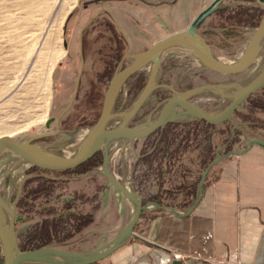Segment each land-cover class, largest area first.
<instances>
[{
    "label": "rangeland",
    "instance_id": "1",
    "mask_svg": "<svg viewBox=\"0 0 264 264\" xmlns=\"http://www.w3.org/2000/svg\"><path fill=\"white\" fill-rule=\"evenodd\" d=\"M82 1L84 0H0V136L7 135L21 141L32 135L50 132L45 123L49 116L57 113L54 108L56 78L65 53V42L74 39L77 29L93 12L92 8L83 10ZM209 1L182 0L168 18L160 17V22L151 21L152 16L145 11L136 22L146 29V37L134 43L132 51H142L159 37L184 27ZM223 4L227 8L208 16L201 26L210 28L207 38L217 57L230 62L235 61L244 51L264 8L258 0H223ZM242 11L253 17L252 22L243 28L231 21L239 19ZM154 24L156 28H150ZM134 25L135 21L132 20V29ZM149 29L152 31L149 32ZM263 67L264 40L258 62L237 75L213 72L195 57L175 51L164 58L156 81L172 85L177 90L206 83L237 82L244 85ZM148 74L149 66H145L127 80L119 92L116 107L120 100L126 99L125 105H130L136 99ZM164 95H167L165 90L151 94L134 121L144 119L159 102L158 97ZM192 100L211 111L219 110L229 102L210 92H202ZM241 112L247 111L245 109ZM249 117L254 125L248 124L249 128L240 125L235 143V135H230L229 140H233V143L230 147L228 145V149L241 148L251 136L264 138V113H251ZM233 118L242 123L237 117ZM114 125L116 123L113 122L112 126ZM222 128L220 125L206 134L204 127L190 122L177 125L174 132L181 135L188 131L190 134L191 130L196 129L198 146L190 151L189 145L181 160L168 167L161 158L162 142L158 136L126 143L118 140L109 148L111 169L119 181L138 193L145 192L148 197H152L163 186L174 189L173 182L163 179L168 175L196 170L193 178L198 181L206 162L215 153V146H222L225 136H228V133L220 135ZM230 131L232 132V127ZM84 134L80 130L70 138L66 134H59L52 141L60 146L61 153V149H64L66 153L73 154L86 137ZM205 136L207 139H203ZM101 163L100 158L94 166L89 165L82 170L51 172L38 168L29 169L26 163L13 158L0 167V194L7 202H16L15 230L21 249L40 244H29V234L38 231L45 221L52 219L58 222L51 231L49 246L73 251L95 248L113 238L124 227L131 216V204L108 183ZM143 212V219L147 223L162 215L154 207ZM69 214H90L93 221L82 231L76 232ZM138 224L134 230L139 228ZM146 227L143 231L148 229ZM144 237L148 238L147 234ZM1 261L0 242V263ZM96 264H107V261L103 259Z\"/></svg>",
    "mask_w": 264,
    "mask_h": 264
},
{
    "label": "water",
    "instance_id": "2",
    "mask_svg": "<svg viewBox=\"0 0 264 264\" xmlns=\"http://www.w3.org/2000/svg\"><path fill=\"white\" fill-rule=\"evenodd\" d=\"M264 8V0H258ZM222 0L210 2L197 12L188 26L183 29L166 34L156 39L145 50L132 54V61L112 77L106 90L102 109L97 121L90 128L84 140L80 143L72 156H60L50 153L32 143L44 137L43 134L32 135L23 141L3 135L0 136V167L13 158L45 171L71 170L90 159L96 152H102V170L108 183L117 189L131 204V216L124 227L110 240L86 251H73L56 246H40L33 249H21L18 245L15 230L16 202H7L0 194V242L2 247L1 264H94L109 256L116 249L126 244L134 233L141 213L149 207L168 211L174 218L188 217L198 204L199 193L204 189V183L210 169L225 156L242 154L253 144L264 147V141L259 138H250L242 150H228V142L216 148L215 158L203 169L196 188L194 203L184 212L177 211L173 206L159 204L153 200H145L142 194L132 190L126 183L119 181L110 166L109 148L118 140L126 143L149 137L158 129L169 123L185 120H202L212 125L225 121L232 122L235 110L245 104L246 98L264 87V67L248 83L242 85L237 82L206 83L177 91L169 84H156L155 75L160 67L163 57L173 51L193 55L207 69L223 74L237 75L247 71L260 56L264 40V11L255 31L248 40L244 51L235 61H224L217 57L205 39L196 32V27L218 8ZM145 66H150V73L145 86L131 105L122 111H113L116 97L124 83L136 72ZM168 88L173 95L164 99L158 114L153 118L156 108L151 111L147 119L141 123L129 126V121L136 115L151 93L159 88ZM210 92L229 100L221 109L211 111L196 104L194 96ZM112 120H119L115 127L107 128ZM233 123V122H232ZM236 125L232 126V137ZM4 153L6 155L4 156Z\"/></svg>",
    "mask_w": 264,
    "mask_h": 264
},
{
    "label": "crops",
    "instance_id": "3",
    "mask_svg": "<svg viewBox=\"0 0 264 264\" xmlns=\"http://www.w3.org/2000/svg\"><path fill=\"white\" fill-rule=\"evenodd\" d=\"M134 3H113L121 24L130 28L131 16L139 19L144 11ZM160 16L168 18L164 12ZM250 138L234 150H242ZM195 171H190V178ZM140 194L151 199L145 192ZM199 195L187 219L174 218L163 209L151 223L140 218L131 239L105 258L107 264H264V147L253 144L242 154L222 158L210 170ZM144 227L148 231H143ZM173 232H185V241L167 238ZM174 253H181L182 258H175Z\"/></svg>",
    "mask_w": 264,
    "mask_h": 264
},
{
    "label": "flooded vegetation",
    "instance_id": "4",
    "mask_svg": "<svg viewBox=\"0 0 264 264\" xmlns=\"http://www.w3.org/2000/svg\"><path fill=\"white\" fill-rule=\"evenodd\" d=\"M132 1L136 2L134 3V6L139 5L143 8V13L145 11L150 13L152 16L151 21L160 22V13L165 11L169 15L176 9L182 0ZM114 2H129V0H84L81 3L83 10L92 8L93 12L91 16L88 17L87 20L77 29L74 39L65 42V53L62 61L60 62L61 64L58 66V76L56 78L57 86L55 89L56 94L54 98V108L57 113L49 116L46 120L45 127L48 130L50 129V132L43 134L45 135L44 137L32 141V143L50 153L60 156H71L74 154L66 153L64 149H61L63 151V153H61L60 146L54 144L52 139L59 134H66L68 138H70L78 130L84 131V136H86L100 115L103 99L112 77L116 72L121 71L132 61L131 55L137 53L132 51L134 43H137L141 40V38L146 37V29L137 25L136 21H138V19L131 16L129 12H127L126 15L128 17L131 16V18L135 21L133 29H131L132 27L130 28L129 26L121 24L113 7ZM129 5H131V3H129ZM220 6L222 7L218 9V11H222L227 8V5L223 4V2L220 3ZM189 23L190 21L180 29L185 28ZM202 23L203 21L196 27V32L205 39L207 44L210 45L212 49V46L207 38V35L210 34V28L202 27ZM152 27L156 28V24L150 28ZM130 29L133 31L132 33L130 32ZM177 30L170 31L169 33ZM151 31L152 30L149 32ZM169 53L163 57V60ZM163 60L155 75L154 83L156 84H165L156 81V76L159 74ZM172 87L175 89L174 86ZM158 90L167 91V95L158 97L159 102H157V105L155 106L156 110L153 113V118L157 116L164 99L173 95V92L165 87H159L151 94L157 92ZM118 95L113 106V111H122L131 105L128 104L122 108L119 106L116 107ZM160 95L161 94H159V96ZM150 113L151 112H149L144 119H140L138 121H134L135 115L129 121L128 125L131 126L145 121ZM113 122L116 123V125L112 126ZM119 123V120H112L108 123L107 128L115 127ZM155 133L143 139L150 138ZM99 157L102 161L101 151L96 152L91 158L95 159ZM88 160L78 166L80 167V170L89 166ZM28 168L32 170L37 169L35 167Z\"/></svg>",
    "mask_w": 264,
    "mask_h": 264
},
{
    "label": "trees",
    "instance_id": "5",
    "mask_svg": "<svg viewBox=\"0 0 264 264\" xmlns=\"http://www.w3.org/2000/svg\"><path fill=\"white\" fill-rule=\"evenodd\" d=\"M252 18L253 17L251 14L242 11L239 19H236V20L232 19L231 21L236 22L234 24L241 26L243 28L248 23L252 22ZM233 27L235 28V26ZM228 32H230V30ZM243 109L244 110L246 109L247 112H241V111H244ZM258 112L264 113V87H262L261 89H259L258 91L250 95L246 99L245 104L242 107L234 111L232 115V122L236 125L235 131H234L235 136L233 138L234 143L236 142L235 137L239 134L238 129H240V125H243L246 128L248 127V124L254 125L253 123L250 122L251 119L249 115H251V113H255V115H257ZM233 117H237L242 123L237 122ZM187 122H190L191 124H195L197 126L204 127L207 131L206 134L207 133L210 134L211 130H214L218 126L222 125L223 128L219 132L220 135L224 136L226 133H228V136L227 137L225 136L224 138L225 139L224 143L228 142L229 147L233 143V140H229L230 135H232V132L230 131V129L233 126V123L230 121H225L218 125H212L205 121L196 120V119L176 121L173 123H169L165 125L164 127H162L160 130H158L153 135L154 137L158 136L159 141L162 142V146L160 148L161 158L163 161L165 160V163L167 164L166 167H168L169 165L171 166V164L175 165L176 162L180 161L182 155L185 153L189 145H190V151L195 150L198 146V143H197L198 131L196 129H194V131L191 130L190 134L188 131L186 133L187 136H185L186 134H183L184 135L183 136L179 132H174V128L177 125L181 123L184 124ZM251 137L259 138L257 136H251ZM203 139H207V136H205V138L203 137ZM259 139L264 141V138H259ZM217 147H220V146H217V145L215 146V153L211 158L208 159V161L206 162V165L215 158ZM228 150H232V149L231 148L228 149L227 147V149L225 151H221V153L226 152ZM99 159L100 157L95 158V159L91 158L90 160H88L89 161L88 163L89 165L94 166L96 163L99 162ZM186 168L190 169L188 166H186ZM78 170H80V167H77L71 170H62V171H56V172H69V171H78ZM193 177L190 178V171L188 172L181 171L174 175H168L167 177H164L163 179L166 180V182H169V181L173 182L174 189L167 188L164 186V188H160L157 192H155V194L151 197V199L159 204L173 206L175 209H180V210L188 209L193 204L196 198V188H197L198 181H196V179ZM157 210H160V209H157ZM69 215H70L69 217L70 220L73 219L76 232L82 231L85 227H87L93 221V217L90 214H80L78 216L76 214H69ZM143 215H144V212L141 213L140 218H143ZM187 218L188 217H186V219ZM57 222L58 220H55V219H52L51 221H45L43 226L38 231L32 234H29V238H28L29 244L35 243V242H39L40 244L25 247L22 249L25 250V249H33V248L40 247V246H49L51 244V231L56 228ZM169 222L173 223V225L176 223L175 221H172V220H170ZM182 233L185 234V232H181V235H178L173 232L172 235H168L167 238H174L180 241H185V237L184 235H182ZM157 238H159V235L156 236V239ZM184 246L185 245L183 244L182 247Z\"/></svg>",
    "mask_w": 264,
    "mask_h": 264
},
{
    "label": "built area",
    "instance_id": "6",
    "mask_svg": "<svg viewBox=\"0 0 264 264\" xmlns=\"http://www.w3.org/2000/svg\"><path fill=\"white\" fill-rule=\"evenodd\" d=\"M121 102L119 103V107L120 108H122V107H124L125 106V104H126V99H123V100H120ZM134 233H135V231H134ZM173 256L175 257V258H182V254L181 253H174L173 254Z\"/></svg>",
    "mask_w": 264,
    "mask_h": 264
},
{
    "label": "bare ground",
    "instance_id": "7",
    "mask_svg": "<svg viewBox=\"0 0 264 264\" xmlns=\"http://www.w3.org/2000/svg\"><path fill=\"white\" fill-rule=\"evenodd\" d=\"M221 59V58H220ZM258 62V59H256V61H255V63H257ZM115 189V188H114ZM117 190V189H116ZM118 191V190H117ZM119 192V191H118Z\"/></svg>",
    "mask_w": 264,
    "mask_h": 264
}]
</instances>
